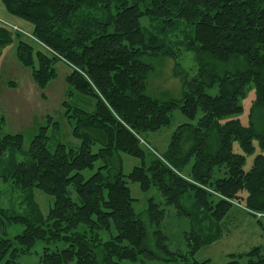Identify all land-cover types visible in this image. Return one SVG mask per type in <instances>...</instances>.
<instances>
[{
	"label": "trees",
	"instance_id": "trees-1",
	"mask_svg": "<svg viewBox=\"0 0 264 264\" xmlns=\"http://www.w3.org/2000/svg\"><path fill=\"white\" fill-rule=\"evenodd\" d=\"M0 2L31 24L34 37L27 41L0 27V47L17 40L16 57L40 89L56 77L55 64L65 62L69 95L91 103L86 109L63 102L75 144L59 142L53 150L48 125L24 149L23 135L5 132L0 117V179L27 202L22 213L0 205V264H16L38 242L44 246L37 264H207L194 256L220 237L234 204L264 216V155L256 154L244 169L254 142L264 147V0ZM145 16L157 21L152 30L142 27ZM180 21L189 30L179 42L192 51L196 71L184 75L179 99H158L146 92L153 70L146 58L172 54L164 39ZM251 88L243 125L231 117L243 111L240 100ZM175 110L189 120L199 116L195 124L177 126L158 154L142 136L169 127ZM235 142L241 153L234 152ZM18 153L25 159L18 161ZM123 154L138 160L127 174ZM85 170L93 172L85 177ZM126 179L159 196L147 199L144 218L133 207ZM34 189L52 197L46 215L32 200ZM169 208L188 225L184 252L166 243L162 222ZM256 222L264 233V224ZM10 225L24 228L5 238ZM58 242L65 246L51 250ZM228 257L224 264H264V244Z\"/></svg>",
	"mask_w": 264,
	"mask_h": 264
},
{
	"label": "rangeland",
	"instance_id": "rangeland-1",
	"mask_svg": "<svg viewBox=\"0 0 264 264\" xmlns=\"http://www.w3.org/2000/svg\"><path fill=\"white\" fill-rule=\"evenodd\" d=\"M6 13V14H5ZM6 22L20 29L23 38L33 41L31 34L32 26L30 23L8 14L0 2V27L5 28L1 23ZM141 25L144 30H152L157 25V21L149 17L141 18ZM8 30V29H7ZM189 27L183 22H177L172 31L166 33L164 41L170 45L171 55L153 56L146 60L153 65V70L147 79L146 92L158 99L173 98L179 99L181 96V83L184 75L191 77L195 74L196 65L193 59V53L185 48L181 41L182 32L188 31ZM10 31V30H9ZM163 36V35H162ZM27 37V38H26ZM16 41L0 47V117H3V130L10 134H21L24 137V149H28L29 142L37 133L39 127L48 125V147L53 150L57 143L74 145L70 130L71 125L64 115L63 102L68 101L76 103L86 109L91 107L90 100L78 95H69L70 87L65 82V76L70 72V67L63 61L55 64L56 77L52 79L43 89L38 88L32 79L30 69L21 65L16 57ZM36 41V40H34ZM170 42V43H169ZM37 48L38 46L34 44ZM211 93L215 89L210 90ZM254 99V90H247L244 98L240 100L243 111L231 118H237L243 125L249 122V112L251 103ZM199 116V115H198ZM198 116L194 120H189L183 116L179 110H175L172 115L171 125L157 132H148L142 136L143 143L158 154L165 152L171 133L183 123L195 124ZM58 123L56 126L53 123ZM254 153L246 156L244 169L247 170L252 164L256 154L264 155V147L261 148L254 142ZM233 150L241 153L238 144H233ZM17 160L22 161L25 155L16 154ZM123 172L127 174L130 169L138 164V160L122 155ZM98 166L96 163L95 167ZM94 170V169H93ZM93 170H85V177L90 176ZM127 186L133 201V207L142 218L147 207V199L152 198L159 201V196L154 189L149 192H142L137 183L126 179ZM32 200L38 205L41 213L46 215L49 206L52 203V197L47 196L39 190H31ZM76 198V195H72ZM24 193L17 191L12 187L9 181L0 179V205L5 208H12L17 212H24L27 202L23 200ZM257 213L264 224V216ZM256 218L244 212L241 204L234 206L229 210L221 222V235L211 244L199 249L194 259L208 260L207 264H224L229 260L228 255L232 253L247 252L254 246L264 244V233L256 222ZM22 225H10L6 228L3 237L12 238L23 231ZM188 225L175 216V211L169 208L165 219L162 222V231L167 235L166 241L171 251L184 252L186 250L185 231ZM102 239L109 237L108 233L100 232ZM43 244L38 242L28 255L19 256L16 264H37L42 253ZM65 244L58 242L50 245V249L63 248ZM146 264H176L174 261H145ZM73 264V263H70ZM125 264H132L125 262ZM133 264H140L133 263Z\"/></svg>",
	"mask_w": 264,
	"mask_h": 264
},
{
	"label": "built area",
	"instance_id": "built-area-1",
	"mask_svg": "<svg viewBox=\"0 0 264 264\" xmlns=\"http://www.w3.org/2000/svg\"><path fill=\"white\" fill-rule=\"evenodd\" d=\"M1 24L4 25L6 27V29H8V30H10L12 32H16V31L20 32V29H18L16 26H13V25L8 24V23L3 22V21H2Z\"/></svg>",
	"mask_w": 264,
	"mask_h": 264
},
{
	"label": "crops",
	"instance_id": "crops-1",
	"mask_svg": "<svg viewBox=\"0 0 264 264\" xmlns=\"http://www.w3.org/2000/svg\"><path fill=\"white\" fill-rule=\"evenodd\" d=\"M6 14V13H5Z\"/></svg>",
	"mask_w": 264,
	"mask_h": 264
}]
</instances>
